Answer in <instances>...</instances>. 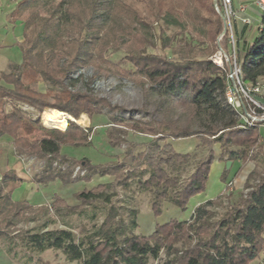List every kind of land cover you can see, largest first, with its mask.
<instances>
[{"label": "trees", "instance_id": "1", "mask_svg": "<svg viewBox=\"0 0 264 264\" xmlns=\"http://www.w3.org/2000/svg\"><path fill=\"white\" fill-rule=\"evenodd\" d=\"M164 4L166 7L157 8L149 17H141L130 0L18 2L13 20H21L24 26L20 43L22 62L0 80V140L9 137L18 157L44 163L42 172L32 176L33 183L45 187L55 182L69 185L71 173L61 172L53 164L68 163L63 155L66 147L90 146L96 127L83 129L70 121V128L62 132L43 127L41 119L34 120L18 108L11 111L6 108L17 100L29 104L41 115L56 110L75 122L86 115L93 123L104 115L102 106L106 103L73 93L72 83L67 81L88 67L101 72L103 65L110 64V57L120 51L128 54L125 61L131 68L121 70L112 65V73L131 82L141 77L144 81L140 87L146 96L152 89L166 95V116L179 111L187 121L180 128L173 120H126L119 115L126 111L116 108L120 112L118 116H107L109 126L122 130L117 138L106 130L113 148L119 147L129 132L150 141L144 151H138L139 145L131 143L122 160L117 158L100 166L81 161L92 175L86 183L95 175L113 178L108 184L75 195L83 205H92L95 209L98 202L109 206L104 222L96 232L83 237L72 229L48 230L52 223H46L41 230L21 236L19 244L26 250L58 251L68 261L79 264H149L150 259L157 260L164 250L169 256L174 255L169 264H252L264 252V166L261 168L258 163L247 178L244 192L218 219L213 210L221 206L222 196L199 206L191 221L172 220L157 226L148 237L131 234L126 223L118 219L119 209L114 205L117 188L127 189L128 182L136 177L140 187L152 196L151 206L156 217L161 215L166 203L184 212L191 198L206 190L216 160V145L221 147V161L226 157L227 161L240 162L242 166L257 161V154L264 149L260 126L243 127L226 103L224 73L208 60L223 30L213 0H165ZM118 9L127 19L122 20ZM260 16L253 44L245 43L242 47L243 81L251 85L264 78V11ZM154 20L162 23L159 32L153 27ZM169 30L173 31L170 36ZM157 33L160 48L170 54L161 57L147 53L148 48L155 49ZM38 51L41 55L36 59ZM40 84L47 86L45 93L37 89ZM21 131L23 136H19ZM36 134L40 137L32 138ZM183 139L197 140L206 155L181 184L176 171L189 165L192 155L176 153L169 141ZM71 162L78 163L76 158ZM126 167L141 171L134 177L127 176L122 174ZM228 173L225 170L222 175L224 183ZM23 183L16 172H2L0 216L23 208H42L49 214L52 209L58 211V204H66L58 195L53 197L51 205L43 207L13 201L12 192ZM136 214H131L132 229L138 227ZM17 216L15 213L14 217ZM1 224L10 227L12 221L3 218ZM9 241L13 244V240ZM177 245H182L184 250L177 249Z\"/></svg>", "mask_w": 264, "mask_h": 264}, {"label": "rangeland", "instance_id": "2", "mask_svg": "<svg viewBox=\"0 0 264 264\" xmlns=\"http://www.w3.org/2000/svg\"><path fill=\"white\" fill-rule=\"evenodd\" d=\"M21 0H0V7L5 14V19H0V25L4 22L8 29L13 30V35L8 37L4 36L0 26V44L2 39L7 40V44H11L8 52L9 58L14 61L22 62V53L20 49V43H17V37H22L23 23L21 20H13V14L16 9L18 2ZM165 0H130L132 3V8L138 12V15L141 17H149L148 15L155 10L166 7L164 4ZM249 0H247V3ZM170 3V2H167ZM249 4V3H248ZM158 8V9H157ZM118 11L121 13L120 9ZM122 20L126 16H123L121 13ZM260 22V16H257L255 23L252 24V31L249 34V40H253L257 36V28ZM161 22L156 20L153 21V27L159 32ZM172 30L167 31V35L172 34ZM159 33L156 35V47L155 49L148 48L147 53L154 54L157 56H165V54H170L169 51L163 52L160 48L161 45L158 42ZM218 42V39H217ZM217 42L214 54L209 58L211 59L217 51ZM245 44V43H244ZM240 44V45H244ZM41 55V52L36 53V59ZM244 58V57H243ZM128 59V54L125 51H120L110 57L108 65L102 66V71L98 72L92 67H88L78 71L73 74L67 83H72L73 93H80L82 96L90 97L97 101H104L106 104L102 106V111L104 115L102 117L96 118L93 123L88 122V117L82 115L76 123L80 128L89 129L90 127H96V130L93 132L92 144L90 146L81 147V148H71L66 147L63 150V155L67 159L68 163L60 164L55 162L53 167L59 169L61 172L69 171L71 174L70 184L64 185L62 182H55L49 186H40L38 187H28L27 184L23 183L17 187L12 192V200L15 202L29 203V205L34 206L33 204H38L39 202L43 203V206L51 205L55 195L61 197L66 204H58L57 210H50L49 214L45 211H42V208H23L21 210L12 209L11 211H6V215L0 216V221L4 218L7 221H12V226L6 227L5 224L0 225V235L4 237L0 238V264H79L76 261L70 262L66 257L58 251H47L44 253H33L29 250H26L23 246H20L21 236H25L33 230H41L42 226L46 223H52L49 226L48 230L55 229H72L75 234L79 237L91 235L98 230V228L104 222L109 206L106 207L102 203H96V209L91 205H83L81 201H78L75 198V195L85 189L91 190L96 188L99 185L108 184L113 181V178L109 176H99L95 175L89 183H86L85 180L91 177V171L85 167V163L81 161H89L90 166H100L112 162L118 158L122 160L124 153L130 149V144L135 143L139 145L138 151H144L146 149V144L150 141L149 138L144 136H137L132 132H129L126 137H124L123 142L119 147L113 148L107 138V131L110 130L114 138L120 137L119 132L122 131L115 125H108V115L118 116L119 111L115 110L116 108H122L126 113L119 114L124 117L126 120L132 118L135 121H163V120H173L179 123L180 128L186 126V117L183 116L179 111L171 114L169 117L166 116V95L157 91L158 89H152L149 96H146L142 88L140 87L141 81H144L141 77H137L134 80L129 81L122 79L121 77L114 75L112 73V65H116L121 70H128L131 66L125 61ZM208 59V60H209ZM243 60V59H242ZM3 62V59L0 58V63ZM5 68L3 67V70ZM264 86V78L259 81ZM37 89L41 93H45L47 86L45 84H40L37 86ZM14 108H18L25 112L27 115L32 117L34 120L41 119V124L43 127L48 129H55L58 131L65 132L70 128V121L66 115V128L62 129L59 127H47L43 123V114L41 115L40 111L35 108H32L29 104L21 101H13L6 108L8 111H11ZM45 112V111H44ZM84 117V118H83ZM73 119V118H72ZM84 120H86L84 122ZM90 121V120H89ZM72 122V121H71ZM260 134L264 140V126H260ZM194 129L197 127L194 126ZM23 132H20L19 136H23ZM40 134L32 136V138H39ZM5 139H9L6 137ZM3 142H6L5 140ZM169 144L172 145L173 150L181 155L191 154L192 161L189 165L179 167L178 173L175 175L179 177L180 183L185 182L195 171L197 162L204 158L206 155V150L199 146V143L195 139H183L169 141ZM11 143L7 145V149L13 151ZM215 158L221 159V147L216 145L214 147ZM257 153V150L255 151ZM257 161L246 162L244 166L240 168L238 176L233 179L239 170L238 167L230 174L228 182L224 183L222 180V175L216 166L211 167L210 170V183L211 187L208 192L199 194L198 197L195 196L191 198L188 203L187 210L182 211L176 206L166 203L164 204L163 211L160 216L156 217L152 211V196L149 192H145L139 184V178H134L128 183L127 189L122 187L117 188V197L114 200V205L119 209L120 218L123 220L130 229L131 234L142 235V236H151L157 226H163L169 223L172 220L177 221H191L192 219V209L193 206L204 199L205 194H215L219 189L221 182L224 184V192L222 193V202L221 206L215 208L213 212L216 213V218H220L226 209L236 201V199L244 192L245 183L249 176V173L252 172L256 164H260V167L264 166V149L257 154ZM72 158H76L78 163L72 165ZM26 159V158H25ZM226 157L221 161L222 166H226L225 162ZM7 161L9 166H16L18 160L13 155H9ZM34 161V160H33ZM25 161L26 166L23 167L25 173H30L32 176L36 173H41L44 163L38 161ZM70 161V162H69ZM33 163L35 166H33ZM126 163H129L127 160ZM214 165V164H213ZM212 165V166H213ZM240 166V164L238 163ZM90 169V168H89ZM139 168L133 169L132 167H126L123 170L122 174L127 176L134 177L140 173ZM2 178V173H0V182ZM145 178L144 180H146ZM209 179V178H208ZM233 179V181H232ZM45 204V205H44ZM40 206V207H43ZM137 213L136 221L138 223L137 229H132L131 214ZM18 213L17 217H14V214ZM96 216L92 218V216ZM12 217V218H11ZM13 240V244H10ZM177 249L183 251L184 248L182 245H177ZM174 259V255L169 256L166 250L161 252L160 257L157 260L150 259L149 264H169L170 261ZM260 259V260H259ZM257 261L252 264H264V252L260 255Z\"/></svg>", "mask_w": 264, "mask_h": 264}, {"label": "built area", "instance_id": "3", "mask_svg": "<svg viewBox=\"0 0 264 264\" xmlns=\"http://www.w3.org/2000/svg\"><path fill=\"white\" fill-rule=\"evenodd\" d=\"M235 1L213 0V8L222 20L223 30L218 38L217 51L209 60L226 77V103L237 114L243 127L256 128L264 125V86L260 82L251 85L243 81V55L237 22L240 21L244 27H251L253 23L247 17L242 18L249 9L248 4L242 2L236 6ZM252 3L264 11V0H253Z\"/></svg>", "mask_w": 264, "mask_h": 264}, {"label": "crops", "instance_id": "4", "mask_svg": "<svg viewBox=\"0 0 264 264\" xmlns=\"http://www.w3.org/2000/svg\"><path fill=\"white\" fill-rule=\"evenodd\" d=\"M242 2H245V3H247V0H236L235 1V4H236V6H238L240 3H242ZM253 0H249V4H248V6H249V9H248V11L244 14V15H242V18H248V19H250L251 21H252V23L254 24L255 23V19H256V17L257 16H260L261 14H262V12L260 11V10H258L254 5H253ZM3 10L1 9V7H0V19L1 18H4L5 17V14L6 13H4V12H2ZM5 19V18H4ZM6 20V19H5ZM260 20H261V16H260ZM0 26H2L1 27V30H2V33L4 34V36H6V37H8V36H10V35H13V30H10V29H8L7 28V26H6V24H5V22L2 24V25H0ZM260 27V22H259V24H258V28ZM237 28H238V32H239V35H240V44H244V43H246V44H248V45H251V44H253V42H254V40H255V38L257 37H255L253 40H249V34L251 33V31H252V26L251 27H244L243 25H242V23L240 22V21H238L237 22ZM258 28H257V34H258ZM22 33L24 34V26H22ZM22 39H23V36L22 37H17V43L19 44V43H21L22 42ZM8 42H7V40H4V39H2V41H1V44H0V58H2L3 59V62H1L0 63V80L6 75V74H8L10 71H11V68L14 66V65H19L20 64V62H18V61H14V60H12L11 58H9V56H8V54H6V52H8V50H9V48L11 47L10 45L11 44H7ZM239 44V45H240ZM242 45H240V50H241V53H242V57H244L245 56V53L243 52V50H242ZM3 67L5 68L4 70H3ZM263 99H264V96H263ZM88 122H90L89 120H88ZM264 126V125H263ZM260 129H261V127H260ZM6 137H4V138H2L1 140H0V173H2V172H5V171H14V172H16V174H17V176L19 177V178H21L23 181H24V183L25 184H27V186L28 187H31V186H34V187H38V188H40V185H37V184H35V183H33V177H32V174H30L29 172L28 173H25V170H24V168L23 167H25L26 166V163H25V161H32V160H30V159H25V158H20V157H18L17 155H16V153H15V151H14V149H13V151H11V149L10 150H8L7 149V145H9L10 143H11V145H12V140L10 139H5ZM6 141V142H3V141ZM261 144H263L264 145V140L262 139V137H261ZM11 156V155H13L14 157H16L17 158V160H18V163H17V165L16 166H9V162L7 161V159H8V156ZM34 162V161H33ZM225 162H227V160L225 159ZM238 163L240 164V166L238 165ZM242 164L240 163V162H235V163H232V166H231V168L229 169V170H226V166L224 165V166H222L221 165V159L219 158V159H217V160H215V162H214V165L212 166V167H214V166H216V168L219 170V172H220V174L221 175H223V173H224V171L226 170V171H229V173H228V176H227V180H226V183L228 182V180H229V178H230V174H232V172L235 170V168H237L238 167V171H237V173H236V175L233 177V179H235L237 176H238V173L240 172V168L242 167L241 166ZM33 166H35V164L33 163ZM251 173V172H250ZM249 173V174H250ZM211 174V173H210ZM222 177V176H221ZM233 179H232V181H233ZM210 187H211V183H210V175H209V179H208V182H207V185H206V190H205V192H208V190L210 189ZM225 190H224V184L221 182V184H220V186H219V189L217 190V192L215 193V194H205L204 195V199L203 200H201V201H199V202H197L194 206H193V211H192V214L194 213V211L199 207V206H201L202 204H204V203H206L207 201H210V200H215V199H217V197H221L222 196V193L224 192ZM53 198V197H52ZM22 202H25V201H22ZM43 202V201H42ZM42 202H39L38 204H33L34 205V207H40V206H43V203ZM45 205V204H44ZM46 206V205H45ZM187 221V220H186ZM260 260V259H259Z\"/></svg>", "mask_w": 264, "mask_h": 264}, {"label": "bare ground", "instance_id": "5", "mask_svg": "<svg viewBox=\"0 0 264 264\" xmlns=\"http://www.w3.org/2000/svg\"><path fill=\"white\" fill-rule=\"evenodd\" d=\"M42 119L44 125L47 127H59L62 129L66 128V115L59 111L56 110L47 111L43 114ZM70 119L72 118L70 117ZM85 121L86 120H84V122Z\"/></svg>", "mask_w": 264, "mask_h": 264}, {"label": "water", "instance_id": "6", "mask_svg": "<svg viewBox=\"0 0 264 264\" xmlns=\"http://www.w3.org/2000/svg\"><path fill=\"white\" fill-rule=\"evenodd\" d=\"M69 120H71L72 122H75L74 120H72V119H70V118H69ZM231 166H232V162H231V161H228V162L226 163V170H229V169L231 168Z\"/></svg>", "mask_w": 264, "mask_h": 264}]
</instances>
